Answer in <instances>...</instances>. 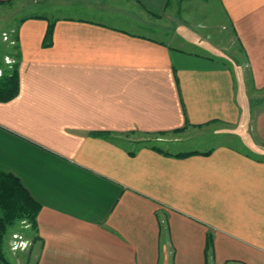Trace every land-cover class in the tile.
Segmentation results:
<instances>
[{"label":"crops","instance_id":"0c3cea01","mask_svg":"<svg viewBox=\"0 0 264 264\" xmlns=\"http://www.w3.org/2000/svg\"><path fill=\"white\" fill-rule=\"evenodd\" d=\"M95 1L17 24L19 92L0 101V172L42 208L37 240L11 262L264 264L263 156L122 137L246 124L251 89L264 90V0H219L247 73L221 56L223 42L200 53L198 38L162 22L172 0ZM254 116L264 141V111Z\"/></svg>","mask_w":264,"mask_h":264},{"label":"rangeland","instance_id":"374dc122","mask_svg":"<svg viewBox=\"0 0 264 264\" xmlns=\"http://www.w3.org/2000/svg\"><path fill=\"white\" fill-rule=\"evenodd\" d=\"M66 1L68 0L0 1V55L4 52L6 53V56L1 59L4 66L3 70H10L11 65L18 56L16 32L19 20L27 15L41 14L54 17L55 15L71 13L66 10ZM98 1L99 3L110 4L112 9L118 8L120 5L127 7V4L122 0H96L95 2ZM162 22L168 23L175 29L176 26H180L183 32L190 33V36L198 38L207 47L209 46L208 48L203 47L202 44V48L199 49L200 53L212 55L210 46H216L218 44L216 41H219V43L223 42L224 49H222L221 56L227 59L234 67H242L245 70L246 60L244 54L234 30L226 26V18L219 0H172L168 10L164 13ZM155 36L159 37L160 35ZM162 38L164 37L162 36ZM177 44V42L174 43V45ZM245 71H243L244 74ZM246 78L249 83L248 75H246ZM252 90L250 91V119L242 126L230 127L215 123L203 127H186L178 132L135 133L122 135V137L149 142H154L152 140L156 138L179 139L180 143L173 146L184 150L208 149L219 144H231L264 157V141L260 134L257 136L256 123L254 121L250 122V120L254 119V115L256 116L258 112L264 111V90L260 92ZM257 145H259L256 149L257 151L251 150L252 146ZM36 232L32 224L25 219L17 220L7 226L3 235L2 249L11 264H15L13 263L14 261H11L21 257V254L28 253L30 247L38 238ZM20 241L29 242L26 250L15 248V251H13L15 244ZM24 257L27 256L25 255Z\"/></svg>","mask_w":264,"mask_h":264},{"label":"trees","instance_id":"16d2710c","mask_svg":"<svg viewBox=\"0 0 264 264\" xmlns=\"http://www.w3.org/2000/svg\"><path fill=\"white\" fill-rule=\"evenodd\" d=\"M53 25L46 35V44L51 42ZM17 39V38H16ZM0 57V101H9L19 92V64L18 59L11 65L10 70H3ZM155 148H158L154 146ZM159 149V148H158ZM197 151L181 152L178 156H185ZM42 205L31 195L21 180L12 173L0 172V262L11 264L2 249L3 235L8 225L17 220L25 219L37 231V217Z\"/></svg>","mask_w":264,"mask_h":264},{"label":"clouds","instance_id":"9594fccd","mask_svg":"<svg viewBox=\"0 0 264 264\" xmlns=\"http://www.w3.org/2000/svg\"><path fill=\"white\" fill-rule=\"evenodd\" d=\"M28 227H30V225H28ZM28 243H29V242H24L22 245L14 246L13 251H15V248H16V247H20L21 250H26V248L28 247Z\"/></svg>","mask_w":264,"mask_h":264},{"label":"built area","instance_id":"2783aa9c","mask_svg":"<svg viewBox=\"0 0 264 264\" xmlns=\"http://www.w3.org/2000/svg\"><path fill=\"white\" fill-rule=\"evenodd\" d=\"M24 242H25V241H20V242H18L17 244H15V246L22 245ZM17 248H20V247H16V249H17Z\"/></svg>","mask_w":264,"mask_h":264}]
</instances>
